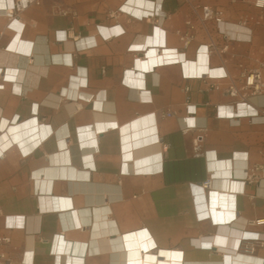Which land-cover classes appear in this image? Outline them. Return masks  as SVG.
Wrapping results in <instances>:
<instances>
[{"label": "crops", "instance_id": "crops-1", "mask_svg": "<svg viewBox=\"0 0 264 264\" xmlns=\"http://www.w3.org/2000/svg\"><path fill=\"white\" fill-rule=\"evenodd\" d=\"M146 1L156 10L143 16L129 0H39L15 19L0 15V137L11 140L0 152V236L11 238L12 264H128L126 235L143 229L159 250L182 251V264H264L254 237L239 248L250 259L195 242L225 229L264 234V178L247 176L264 163V94L249 99L258 117L231 118L219 114L240 100L229 79L186 74L183 61L140 66L151 48L194 63L209 45L207 65L239 78L264 61V7ZM202 5L224 21H202ZM208 180L229 195V222L201 215Z\"/></svg>", "mask_w": 264, "mask_h": 264}, {"label": "bare ground", "instance_id": "bare-ground-1", "mask_svg": "<svg viewBox=\"0 0 264 264\" xmlns=\"http://www.w3.org/2000/svg\"><path fill=\"white\" fill-rule=\"evenodd\" d=\"M133 5H139L135 8V14L138 16L147 15L150 13L151 9L156 10V3L146 0H129ZM161 2V0H159ZM14 2H11L10 5H7L5 2H0V15L5 16V12L14 11ZM24 5V4H22ZM24 7V8H23ZM21 10L25 9V5ZM148 8L146 10L145 8ZM158 12L162 13L161 6L158 4ZM17 15V14H16ZM16 15L9 19H15ZM6 17V16H5ZM122 30L120 27L112 28H102V32L105 36H110L113 33H120ZM159 30H157V39L156 43H159ZM163 42V41H162ZM94 43V40H90L89 44ZM148 43H154V39L150 38ZM87 45L86 40L80 42V46ZM135 49H143L144 45H134ZM199 59L196 62L187 61L182 54L172 51H166L161 55L157 54V48H151L149 51V58L144 59L140 62V66L145 69H150L154 64L162 62H184L186 74L201 76V75H211L219 76L224 74V70L212 69L207 65V48L201 47L199 50ZM59 59V58H57ZM244 111V110H242ZM99 126V128H103ZM11 140L9 139L8 134H4L0 137V152L9 147ZM228 196L225 194H220L212 189L210 190V203L204 205V211L201 212L202 216L213 215L214 220L217 223L229 222L234 216L235 213L230 211V207L233 208L234 205L228 202ZM67 203V202H66ZM211 204V205H210ZM68 205L63 201V206ZM53 208V205H50V208ZM206 209V210H205ZM264 223V219L260 221ZM243 237H254L255 239L261 240L264 242V234L253 235L250 233L241 232L237 229H225V232H220L217 236L213 237H204L200 239H195V242L200 245L210 247L213 243H217L218 248L225 250L227 258H243L250 259V255H244L239 252L241 241ZM234 246L236 249L224 248L223 245H228L229 243ZM126 245L129 250V262L128 264H182L183 252L180 250L173 249H158L155 240L151 236L150 232L147 229L136 231L126 235ZM244 264H249V262H243Z\"/></svg>", "mask_w": 264, "mask_h": 264}, {"label": "built area", "instance_id": "built-area-1", "mask_svg": "<svg viewBox=\"0 0 264 264\" xmlns=\"http://www.w3.org/2000/svg\"><path fill=\"white\" fill-rule=\"evenodd\" d=\"M38 3L39 0H17L14 4V11L5 12V16L8 18H12L18 12L22 11L24 5L27 8L31 3ZM128 2V1H127ZM24 4V5H22ZM256 5L258 7H264V0H256ZM23 7V8H22ZM200 19L202 21L215 20L217 23H222L224 21V11L219 8L212 7L210 5H202L201 6V14ZM124 32V31H123ZM193 38L192 33H184L181 34V39L187 46L189 41ZM132 47V46H131ZM209 45L207 46V50L209 51ZM201 48V47H200ZM199 48V50H200ZM241 73L239 78L231 76L228 72H225L219 76H211V75H201L199 78H216V79H229V83L227 86V93L232 97H239V102L232 103L226 106V112H220L219 114L229 116L231 118L237 116H251L258 117L259 111H254L251 108L249 99L251 96L264 94V61L260 62L258 66L253 68H245L241 66ZM215 87H219V85H215ZM189 89V88H188ZM238 106L241 107L240 111H238ZM244 110V111H242ZM190 111V109H188ZM163 116H172L174 113L172 111H166L162 114ZM264 120V116L261 117ZM184 131H188V127L183 128ZM204 140V135L200 134L194 139V145L198 147L200 143ZM164 147H167L166 145ZM247 176L249 180L258 181L264 178V163L254 164L247 169ZM204 186L207 189H211L212 181L208 180L204 183ZM259 220L258 222H260ZM13 226H16L13 225ZM11 242V238L9 236H0V264H12V258L10 257L8 251L6 250V246H8Z\"/></svg>", "mask_w": 264, "mask_h": 264}]
</instances>
